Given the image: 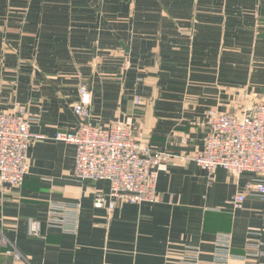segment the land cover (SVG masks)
Masks as SVG:
<instances>
[{
	"label": "crops",
	"instance_id": "0c3cea01",
	"mask_svg": "<svg viewBox=\"0 0 264 264\" xmlns=\"http://www.w3.org/2000/svg\"><path fill=\"white\" fill-rule=\"evenodd\" d=\"M167 59L174 74L197 80L166 81ZM82 84L93 93V124L119 122L171 156L156 204L98 209L109 184L76 180L75 146L55 137L82 123ZM250 88L264 99V0H0V112L26 109L35 136L22 187L0 183V264H180L188 247L209 262L225 235L237 256L258 244L264 252V202L232 204L254 176L208 177L191 161L220 92ZM61 204L80 206L75 232L49 226ZM31 219L39 237L28 233Z\"/></svg>",
	"mask_w": 264,
	"mask_h": 264
},
{
	"label": "built area",
	"instance_id": "2783aa9c",
	"mask_svg": "<svg viewBox=\"0 0 264 264\" xmlns=\"http://www.w3.org/2000/svg\"><path fill=\"white\" fill-rule=\"evenodd\" d=\"M93 93L86 84L79 89L75 113L82 120L74 134L59 132L55 139L75 146V178L79 182H106L107 194L95 198V208L113 211L116 204L148 205L158 202L159 168L171 156L153 150L138 139L132 128L116 123L109 129L93 124ZM140 106V98L135 100ZM208 132L202 150L191 158L208 177L218 169L235 177L251 174L254 179L245 192L235 195L232 204L240 209L248 197L264 202V100L250 105L239 116L210 111ZM30 118L26 109L16 107L0 112V183L10 188L22 187L28 173V152L32 139ZM80 206L54 205L48 224L64 233L76 230ZM28 233L41 234V223L31 219ZM223 237V236H222ZM220 237L211 261H205L200 248H186L179 252L180 264H248L251 257L264 256L258 244L256 255L237 256L232 252L231 236ZM256 250V249H255ZM10 253L21 259L16 250ZM258 262V261H257ZM260 264V263H256Z\"/></svg>",
	"mask_w": 264,
	"mask_h": 264
},
{
	"label": "rangeland",
	"instance_id": "374dc122",
	"mask_svg": "<svg viewBox=\"0 0 264 264\" xmlns=\"http://www.w3.org/2000/svg\"><path fill=\"white\" fill-rule=\"evenodd\" d=\"M171 60H161L164 70V78L166 81H173L175 78L179 82H192L197 80L195 76H186V75H176L174 71H179L178 67H173L171 65ZM195 93H201L199 90H194ZM205 93V92H204ZM263 92L253 91L250 89H238L236 91H221L220 92V102L219 106L210 111H217L225 114H230L234 116H239L243 111L248 108L250 105H253L257 102H260L263 99ZM209 111V112H210ZM257 246V245H256ZM258 247V246H257ZM258 248L252 253L256 255Z\"/></svg>",
	"mask_w": 264,
	"mask_h": 264
}]
</instances>
